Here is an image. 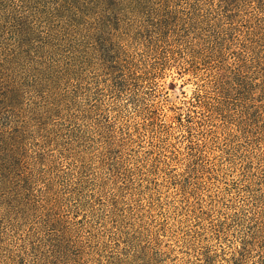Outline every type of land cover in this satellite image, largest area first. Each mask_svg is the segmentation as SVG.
Segmentation results:
<instances>
[{"label":"trees","instance_id":"trees-1","mask_svg":"<svg viewBox=\"0 0 264 264\" xmlns=\"http://www.w3.org/2000/svg\"><path fill=\"white\" fill-rule=\"evenodd\" d=\"M139 72L147 148L101 98ZM0 264H264V0H0Z\"/></svg>","mask_w":264,"mask_h":264},{"label":"rangeland","instance_id":"rangeland-1","mask_svg":"<svg viewBox=\"0 0 264 264\" xmlns=\"http://www.w3.org/2000/svg\"><path fill=\"white\" fill-rule=\"evenodd\" d=\"M140 67H142L140 65ZM137 70H140L137 68ZM156 69H153V73H155ZM160 71V70H157ZM139 74H144L143 72H139ZM176 74H168L166 81H171L172 79H175L180 83V80L176 79ZM155 77L154 75H143L139 81L138 80H133L135 81V85H131L130 88L122 93L121 95H117L116 92L113 90H105L104 95H102V99H104V103L107 107H110V120L113 123H109L112 125H115L116 128L121 130L120 135L126 136V137H134L138 141L142 142V145L144 144L145 147L147 148L149 146V142L152 143H157V140L159 139L161 135V130L156 123V126H153L151 123H147V118H148V109L151 106V98L149 96V93L152 92V89L156 87L155 84ZM160 84V83H159ZM158 86V85H157ZM193 84H187L184 89L187 93H190L191 90L193 89ZM160 88V85H159ZM136 93L139 94V100H134V96ZM170 103H175V104H180V99L182 98L180 94V87H177L176 89L172 90L170 93ZM165 94L163 92H159V97L160 99H163ZM165 98V97H164ZM138 104L140 105L138 107ZM217 126L222 125V123H215ZM196 126L199 125V123L195 124ZM205 127H213L210 126L209 123H205ZM179 128H176L175 133H179ZM213 130H218L219 132L222 131L221 128H217L216 126L212 128ZM222 135V134H221ZM151 147V146H149ZM142 148V149H146ZM171 153L168 152V155ZM143 156V152L140 154ZM150 157L151 155L146 154L145 157ZM143 157V158H145ZM170 160V159H169ZM156 163V162H155ZM164 169L168 171L169 174L164 175V173H159L158 175H155L154 177L157 179L159 183H163L162 186H159V191H154V199L160 198L164 201L166 199L170 201L172 204L175 201H179L180 199V194L178 193V189L175 187V185H171L169 183V179L172 178L174 179V175L178 173L181 170V164L178 163L177 161L169 162L168 164H163ZM150 167V165H147ZM228 164H224L225 167V172H227L226 176L228 178L224 179L222 178V181L218 183L219 186L221 187H231L230 183L232 182L233 174L231 172L230 167H228ZM144 171H147L145 169ZM235 177V176H234ZM151 186L153 187L154 184L152 183ZM216 188H213V190L209 191L210 193H215ZM207 201H209V198L207 197ZM179 202L176 204L178 205ZM180 213V210H175V211H170L166 215L164 212L162 213L160 210H157V218L158 222H163L169 226V228H172V232H170L169 236L163 237L164 239V244L169 246L170 248L175 249V253L172 255H178L179 258H189V254L185 251L188 248L186 247V244L183 239L184 236L186 235H181L179 234L174 235V230L176 229L175 223V218H181V216L177 217V215ZM178 236V237H177ZM180 239V240H179ZM167 246H164V249L167 248ZM170 262V259L168 261Z\"/></svg>","mask_w":264,"mask_h":264}]
</instances>
